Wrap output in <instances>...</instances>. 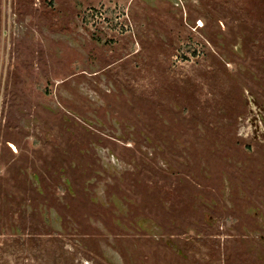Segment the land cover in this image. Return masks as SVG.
<instances>
[{"label":"rangeland","instance_id":"374dc122","mask_svg":"<svg viewBox=\"0 0 264 264\" xmlns=\"http://www.w3.org/2000/svg\"><path fill=\"white\" fill-rule=\"evenodd\" d=\"M0 264H264V0H0Z\"/></svg>","mask_w":264,"mask_h":264},{"label":"bare ground","instance_id":"6f19581e","mask_svg":"<svg viewBox=\"0 0 264 264\" xmlns=\"http://www.w3.org/2000/svg\"><path fill=\"white\" fill-rule=\"evenodd\" d=\"M14 146V145H13Z\"/></svg>","mask_w":264,"mask_h":264}]
</instances>
